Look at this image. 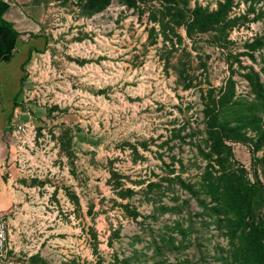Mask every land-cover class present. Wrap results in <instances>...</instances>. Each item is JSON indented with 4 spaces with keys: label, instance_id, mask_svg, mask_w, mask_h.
<instances>
[{
    "label": "rangeland",
    "instance_id": "obj_1",
    "mask_svg": "<svg viewBox=\"0 0 264 264\" xmlns=\"http://www.w3.org/2000/svg\"><path fill=\"white\" fill-rule=\"evenodd\" d=\"M38 1L46 41L24 64L10 114L20 199L0 212L9 237L0 264L231 258L226 229L202 190V107L207 90L216 93L227 77L234 97L251 99L249 67L264 86V0H229L233 24L223 35L188 34L170 14L180 10L184 20L194 6L213 10L224 0H109L90 14L77 0ZM225 143L227 165L262 181L264 148Z\"/></svg>",
    "mask_w": 264,
    "mask_h": 264
},
{
    "label": "trees",
    "instance_id": "obj_2",
    "mask_svg": "<svg viewBox=\"0 0 264 264\" xmlns=\"http://www.w3.org/2000/svg\"><path fill=\"white\" fill-rule=\"evenodd\" d=\"M77 1L81 10L89 14L102 9L109 2V0ZM121 1L126 6L135 4L134 0ZM229 7V0H224L213 10L194 6L188 13V18L184 20H182L184 12L181 13L180 10L177 14L172 12L170 15L176 23L184 21L188 34L193 31L217 29L219 34L223 35L224 29L233 24V19L227 16ZM166 12L169 13V10ZM258 42V39H254L245 44L252 49ZM30 51L31 48L22 62L23 73L20 76V83L26 73L23 65L31 58ZM243 75L249 85V91L253 94L251 99L234 97L233 80L227 77L216 93L213 89L207 90L202 107L205 133L203 143L206 149L198 144V151L207 162L201 176V184L204 193L210 195V200L214 201L211 205L212 213L225 227L228 236L230 246L228 251L231 258L225 257L222 264H264V178L260 181L255 173L254 180L249 181L242 168L227 165L229 146L225 140L248 143L252 151L264 148V124L261 121V113H264V86L258 73L251 67L245 70ZM20 88L21 84L17 93L20 92ZM16 101L14 98L12 107ZM9 118L10 116L8 122ZM68 142L69 138L66 137L65 143ZM259 159L261 162L264 161V154H261ZM214 162L218 168L213 166ZM188 188L191 190L190 186ZM128 211L134 213L133 210Z\"/></svg>",
    "mask_w": 264,
    "mask_h": 264
},
{
    "label": "crops",
    "instance_id": "obj_3",
    "mask_svg": "<svg viewBox=\"0 0 264 264\" xmlns=\"http://www.w3.org/2000/svg\"><path fill=\"white\" fill-rule=\"evenodd\" d=\"M45 25L46 14L41 1L0 0V212L4 213L20 199L13 182L17 180L16 174L9 163L15 134L10 126L13 122L7 119L13 109V99L18 97L22 62L29 48L31 56L38 52L33 48H43Z\"/></svg>",
    "mask_w": 264,
    "mask_h": 264
},
{
    "label": "built area",
    "instance_id": "obj_4",
    "mask_svg": "<svg viewBox=\"0 0 264 264\" xmlns=\"http://www.w3.org/2000/svg\"><path fill=\"white\" fill-rule=\"evenodd\" d=\"M16 130L19 131L23 128L22 123L15 124ZM8 225L5 217L0 213V261L5 256L8 245Z\"/></svg>",
    "mask_w": 264,
    "mask_h": 264
}]
</instances>
